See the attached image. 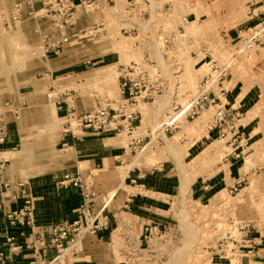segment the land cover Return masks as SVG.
Wrapping results in <instances>:
<instances>
[{
  "label": "rangeland",
  "instance_id": "374dc122",
  "mask_svg": "<svg viewBox=\"0 0 264 264\" xmlns=\"http://www.w3.org/2000/svg\"><path fill=\"white\" fill-rule=\"evenodd\" d=\"M94 2L0 0L5 101L22 112L30 107L18 105L24 94L29 101L30 94L55 99L59 75L44 69L56 67L53 56L62 42L46 35L72 25L76 7ZM108 6L118 24L97 44L106 56L90 58V69L116 65L120 77L138 86L123 103L122 81L112 85L116 73L102 75L101 85L90 75V111L100 105L111 115L134 113L138 118L130 126H135L140 113L134 105L143 103L148 113L155 108L156 115L144 123L149 135L132 136L123 158L126 183L144 196L135 211L148 222L146 228L157 226L166 235L159 249L146 244L148 255L158 250L156 256L167 264L247 260L244 249L264 242V0H110ZM153 73H160L169 89L153 88ZM201 89L210 100L204 110L193 113L191 106L181 114ZM114 101L118 104L109 105ZM55 114L54 105L40 107L34 131ZM117 119L111 130L93 132L119 134ZM33 174L29 178H44L47 171Z\"/></svg>",
  "mask_w": 264,
  "mask_h": 264
},
{
  "label": "crops",
  "instance_id": "0c3cea01",
  "mask_svg": "<svg viewBox=\"0 0 264 264\" xmlns=\"http://www.w3.org/2000/svg\"><path fill=\"white\" fill-rule=\"evenodd\" d=\"M108 1L95 0L87 8L77 6L72 25L46 35L48 41L62 42V51L53 56L56 67L44 69V72L59 75L52 102L35 99L31 94L29 101L24 94L18 105L30 107L20 112L15 103L5 101L4 91H0V116L8 132L5 143L0 145V252H7V237L20 247L19 253L7 264H144V258H150L147 264H167L156 256L158 250L151 249L148 255L146 244L159 249L166 243V235H147L148 222L144 223L140 218L143 216L135 211L141 209L144 196L138 195V186L126 183L127 165L123 160L132 136L149 135L150 128L144 123L148 122L149 115H156L154 106L150 113L148 109L142 111L143 103L133 106L140 113L135 126H130L128 115L122 114L116 121L122 129L119 134L101 135L74 127L71 131L65 129L69 112L80 115L90 110V75H97L101 85L105 81L102 75L116 73L117 80L112 85L120 83L122 70L116 65L90 69V58L106 56L98 51L97 44L106 40L108 27L113 22L118 24L116 18L110 17ZM42 33L44 31L40 36ZM164 81L160 73H153V88L169 89V83L164 85ZM114 103L118 104L114 101L109 105ZM43 105H54L55 117L43 123V130L34 131L37 122L33 116ZM170 117L171 114L167 118ZM36 170H46L47 175L29 178L36 177L33 176ZM64 175L78 176L80 184L58 185L57 180ZM82 193L89 194V207L94 212L104 209L108 213L110 227L94 236L84 234L74 248L57 256L53 249H47L51 228L56 224L83 221L79 213ZM26 198L31 201L32 226L9 225L5 214L20 209ZM256 245L244 249L243 258H247L242 259L244 264L250 260L264 264V242Z\"/></svg>",
  "mask_w": 264,
  "mask_h": 264
},
{
  "label": "built area",
  "instance_id": "2783aa9c",
  "mask_svg": "<svg viewBox=\"0 0 264 264\" xmlns=\"http://www.w3.org/2000/svg\"><path fill=\"white\" fill-rule=\"evenodd\" d=\"M71 5V3H70ZM126 75L122 76L120 79V94L126 96L127 98L123 103L132 100V90L136 89L138 85L131 82H126ZM210 100L207 96V91L199 90L198 96L188 104L187 107L183 109L181 114H186L189 108L193 106V113L204 110L207 103ZM114 114V113H113ZM122 114L111 115L109 109L104 107H97L92 109V111H87L83 114L76 115L75 113L67 114L66 131H71V128H77L80 131H95V130H111L112 125L115 124L116 118H119ZM138 118L134 113L128 115L130 121ZM2 117L0 116V145L5 143L7 137V128L2 122ZM114 130L118 127H114ZM118 131V130H117ZM58 185L66 186L69 184H80V178L76 175H64L57 180ZM91 198V194H90ZM82 205L79 209L80 215L83 217V221H74L73 223L66 224H56L51 228L50 237L47 242V249H53L57 256L61 255L65 251L75 247L79 238L84 234L97 235L100 232L106 231L110 227V217L104 209L94 212L91 207H89V194L82 193ZM6 221L9 225H21L24 227L32 226V207L29 198L23 200V204L17 211L9 212L5 214ZM147 235H160V231L157 226L146 228ZM7 252H0V264H7L13 259V257L19 253L20 247L14 245L13 240L10 237L6 238ZM236 264H244L241 260H237ZM245 264H258L256 261L250 260Z\"/></svg>",
  "mask_w": 264,
  "mask_h": 264
}]
</instances>
